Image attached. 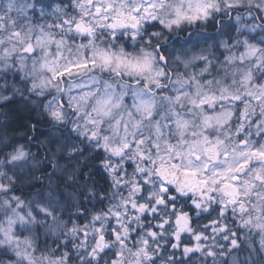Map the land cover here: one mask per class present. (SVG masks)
Returning <instances> with one entry per match:
<instances>
[{"label":"snow or ice","instance_id":"1","mask_svg":"<svg viewBox=\"0 0 264 264\" xmlns=\"http://www.w3.org/2000/svg\"><path fill=\"white\" fill-rule=\"evenodd\" d=\"M48 7L51 11L43 14L54 17L48 24L28 23L13 0L0 11V64L7 66L12 60L30 81L22 89L9 88L12 97L0 93L5 101L0 109H6L0 116H10L7 127L13 133L11 139L0 138V156L5 157L0 161V208L5 210L0 219V261L68 264L70 260L66 252L36 255L29 227L35 225L36 216L16 194L20 190L16 181L21 179L16 168L28 155L16 133L24 130L25 140L32 133L43 135L42 124H71V132L95 141L108 156L104 164L114 183L129 187V198L96 211L87 224L86 217H78L79 223L68 230L84 237L82 255L87 264H194L201 256L212 258L213 264L217 257L221 264H241L245 254L250 259L254 247L250 230L264 233V35H260L264 0H73L68 10L61 0ZM224 20L229 21L225 25L229 41L222 42L220 56L231 69L225 73L230 84L225 79L201 80L195 73L177 74L173 81L163 67H155L153 53L130 58L123 49L115 52L96 44L100 30H107L113 39L122 31L136 39L154 27L172 32ZM159 60L167 64L164 51ZM198 61L204 62L202 76L211 65L203 49L191 55L185 52L182 60L186 67ZM98 69L138 78V86L131 90V107L124 114L127 119L121 115L107 129L105 121L126 107L130 85L104 81L102 87L93 88L99 83L94 75L88 82L77 81ZM169 85L171 94H165ZM27 92L46 97V121L14 101L17 93ZM160 105L166 110L157 119ZM132 161L150 167L134 166ZM129 171L135 174L132 178ZM40 211L53 216L47 231L55 234L61 229L62 222L48 208ZM202 212L214 215L202 217L203 225L197 226L196 216ZM141 220L143 231L133 235L132 221ZM90 233L93 242L88 246ZM161 240L167 247H161ZM65 246L73 247L71 241L58 244Z\"/></svg>","mask_w":264,"mask_h":264},{"label":"clouds","instance_id":"2","mask_svg":"<svg viewBox=\"0 0 264 264\" xmlns=\"http://www.w3.org/2000/svg\"><path fill=\"white\" fill-rule=\"evenodd\" d=\"M13 2L18 8L23 9L22 14L27 16V22L31 24L51 23L54 17L49 19L43 13L51 11L48 5L55 7L61 4V0H13ZM72 2L73 0H63L65 10L71 8ZM7 3L8 0H0V11L3 10ZM228 23V20H224L223 22L217 21L215 24L185 25L172 32L154 27L150 31L142 32L136 39L130 38L123 31L117 33L116 38L113 39L107 30H100L96 34V44L101 48L115 52H120L123 49L130 58L142 56L145 52L153 53L155 56V67H163L167 77L173 81L177 78V74L191 76L195 73L201 80L225 79V82L230 84L231 77L229 75L225 78V73L226 71L230 73L231 69L225 65L223 57L220 56V53L224 52L222 42L229 41V34L225 27ZM151 32H160V35L153 36ZM252 35H257V33H252ZM260 35H264V33ZM76 40L79 42L80 38L77 37ZM201 49L204 50V54L211 60V65L202 76L200 75V68L204 66L203 61H198L187 67L182 62L185 52L191 55L192 51L199 52ZM161 51L167 54V64H163L159 60ZM18 75L20 76L19 81H17ZM93 75L99 80V83L93 85V88L102 87L104 81H109L114 85L125 83L130 85L129 95L126 98V107L117 109L112 118L105 121L104 128L107 129L109 124L114 123L131 107V90L133 87L138 86V78L135 75H128L124 72L116 74L111 70L100 71L98 69L94 73L78 77L77 81L81 83L88 82ZM260 75L258 72L257 76ZM25 83H30V81L25 79L24 74L18 71V65L12 60L8 61L7 66L0 64V93L12 97L13 92L8 89L13 86L22 89ZM142 83L139 86H142ZM172 87L173 85H169L165 90V94H171ZM14 101L21 108L27 107L34 110L33 114L38 119L47 120L45 96L31 92L17 93L14 96ZM4 102L0 98V104ZM165 110V106L160 105L156 118L159 119V114H162ZM4 111L6 109H0V112ZM124 118L127 119V116L124 115ZM10 119V116L7 115L0 116V138L5 135L10 139L12 138L13 133L7 127L10 124ZM69 119H71L70 114ZM70 129L71 124L63 127L60 125L42 124L41 131L44 134L37 136L36 133H32L27 140L23 139L21 135L24 130L17 131L15 139L24 146V150L28 155L24 161L18 162L16 168L17 174L21 177V179L16 181V186L20 189L16 194L28 202L33 215L36 216L35 225H30L29 227L32 228L34 239L36 240L38 248L36 255L38 257L42 253L66 252L70 256L68 264H87L88 258L82 255V252L85 251L81 243L84 237L80 234L73 235L68 230L71 229L73 224L79 223L78 217H86L84 223L87 224L96 211L110 208L118 204L122 198H129L130 191L128 186L114 183V178L109 174L104 164L108 156L97 146L96 142L90 141L84 136H79L78 133L71 132ZM33 137L36 138L33 139ZM33 148L37 150L33 151ZM7 151H11V148L7 149ZM4 159V156H0V161ZM132 163L134 166L140 164L141 167H150V165L139 161H132ZM49 166H51V170H49ZM134 175L132 171H129L130 178ZM140 178L143 179V177ZM153 179L156 182L155 178ZM135 195L140 196L141 194L136 192ZM180 199L184 200L185 198L181 197ZM176 203H180V201L178 200ZM41 208H48L62 222L61 229L55 234L46 230V225L53 223V216H45L40 211ZM4 212L5 210L0 208V219H3ZM128 213L130 217L133 215L130 208ZM208 215H214V213H198L196 216L197 226H202L204 223L202 217ZM149 219L151 220V217ZM111 223L109 221L105 224V231L109 230V224ZM143 223L144 221L142 220L139 222L132 221L131 231L133 235H136L138 230L143 231L140 227ZM239 223L237 219V226ZM242 231L247 233L249 230L245 229ZM250 232L254 247L251 250L250 259L246 258L247 254L240 257L241 264H264V246L261 245V236L264 233H259L256 229H251ZM68 241H71L73 245L70 250L66 246L58 248V244L66 245ZM92 242V234L90 233L87 245L91 246ZM160 245L162 248L167 247L165 240H161ZM131 246L132 241L130 240L129 247ZM158 255H161V258L164 259L162 254L158 253ZM184 259L186 260L187 258L185 257ZM224 259H228V257H224ZM176 260L180 261L181 257L178 255ZM0 264H4V261H0ZM93 264H96V261H93ZM194 264H213V260L212 258L201 256L195 260ZM216 264H221L220 257L216 258Z\"/></svg>","mask_w":264,"mask_h":264},{"label":"trees","instance_id":"3","mask_svg":"<svg viewBox=\"0 0 264 264\" xmlns=\"http://www.w3.org/2000/svg\"><path fill=\"white\" fill-rule=\"evenodd\" d=\"M23 142V141H20ZM37 149L33 148V151H36ZM49 170H51V166H49Z\"/></svg>","mask_w":264,"mask_h":264}]
</instances>
